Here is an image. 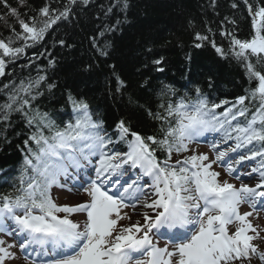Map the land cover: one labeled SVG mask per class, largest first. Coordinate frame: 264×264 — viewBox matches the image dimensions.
<instances>
[{
    "label": "snow or ice",
    "instance_id": "snow-or-ice-1",
    "mask_svg": "<svg viewBox=\"0 0 264 264\" xmlns=\"http://www.w3.org/2000/svg\"><path fill=\"white\" fill-rule=\"evenodd\" d=\"M88 2L83 0L85 5ZM75 3L69 0V5ZM244 3L253 17L254 34L243 41L233 36L230 51L256 86L234 102L219 103L211 102L196 87L194 99L181 97L175 103L162 104V113H149L160 121L157 135L142 136L121 120L113 138L102 121L93 119L87 102L71 96L73 117L61 127L48 113L33 109V101L42 95L40 89L47 80L39 73L35 78L0 86L5 96L0 103V122L10 124L16 113L27 127L34 128L24 141L27 151L12 190L0 193V233L19 238L13 244L0 240V264L16 259L12 251L16 247L26 254L29 264H252L253 257L264 264V252L253 243L264 240V229L258 230L249 219L260 210L257 201H264V69L257 67L264 65V5L253 9L248 0ZM0 4L21 29L16 32L12 27L13 37L0 39V76L7 74L4 57L15 62L72 12L67 5L57 11L46 4L26 22L8 0H0ZM19 4L26 6V0H19ZM195 38L207 39L200 33ZM17 41L20 46H16ZM59 43L64 45L63 40ZM93 46L99 55H108L98 44ZM212 46L226 56L214 41ZM43 56V52L39 57L33 54V59ZM251 57L256 58L255 63ZM153 63L161 65L163 58ZM53 64L49 59V65ZM117 81L120 91L124 84L118 77ZM250 106L254 107L251 113ZM220 108L223 111L218 112ZM208 133L216 134L209 144L211 155L193 153L172 161L173 153L180 156L188 152L189 144ZM121 143L126 151L117 147ZM158 152L164 155L163 160L158 159ZM257 158L250 173L236 174L245 161ZM214 165L237 180L257 173L258 182L254 186L241 182L237 187L221 179ZM53 188L69 193L75 190L87 199L58 204ZM242 204H248L252 211L241 213ZM128 208L150 211H143L141 220L131 222L125 211ZM74 215L83 219L75 220ZM124 220L130 222L125 225L121 223ZM230 226L234 230L230 231ZM161 229L169 233L171 250L153 240V236L163 235Z\"/></svg>",
    "mask_w": 264,
    "mask_h": 264
},
{
    "label": "trees",
    "instance_id": "trees-1",
    "mask_svg": "<svg viewBox=\"0 0 264 264\" xmlns=\"http://www.w3.org/2000/svg\"><path fill=\"white\" fill-rule=\"evenodd\" d=\"M8 2L26 22L46 4L57 11H63L66 5L71 7L70 18L58 22L43 41L27 48L18 60L11 62L4 57L7 74L0 76L2 86L10 81L19 83L35 78L38 73L45 75L42 95L33 101V109L48 113L58 125L63 120L60 112L72 105L71 96L86 101L92 114L95 110L101 113L107 126L123 120L130 129L143 135H157L160 121L149 113H162L161 105L174 101L178 93L194 94L196 87L202 92L210 81L216 86L211 88L213 94L235 100L256 86L230 51L233 36L244 40L254 33L253 17L244 0H89L87 5L83 0L71 5L69 0H26L24 7L19 0ZM248 2L253 9L264 5V0ZM233 4L237 7L233 8ZM108 8L113 10L109 12ZM105 12L107 17H102ZM0 17H6L0 19V39L13 37L12 27L21 31L16 18L7 16L2 4ZM222 32L230 35H221ZM197 33L207 39L197 40ZM60 40L64 41L63 46ZM213 41L223 48L225 57L216 52ZM20 43L17 41L16 46ZM198 43L199 48L195 46ZM94 44L104 48L108 55H99ZM42 52V58L33 59V54L39 57ZM160 58H163L161 65L153 63ZM49 59L54 60L53 65H49ZM255 60L252 59L254 63ZM158 67L163 71H157ZM257 67L264 69V65ZM117 77L124 84L120 91ZM191 81L200 85L187 89L189 84L186 87L182 84ZM49 84L54 86L49 89ZM4 99L0 90V103ZM43 99L47 101L41 103ZM252 110L254 107L250 106ZM33 131L16 113L10 124L0 122V169L20 170L27 151L24 141ZM9 190L0 188L3 193Z\"/></svg>",
    "mask_w": 264,
    "mask_h": 264
},
{
    "label": "rangeland",
    "instance_id": "rangeland-1",
    "mask_svg": "<svg viewBox=\"0 0 264 264\" xmlns=\"http://www.w3.org/2000/svg\"><path fill=\"white\" fill-rule=\"evenodd\" d=\"M244 75V74H243ZM245 77V81L247 80V76L244 75ZM80 198H71V197H68L67 199H61V201H67V202H74V201H78ZM252 220L255 221V218L254 217H251ZM263 225H264V221H263ZM261 235L264 236V232H261ZM258 244H259V248H260V251H263L264 250V240H261V239H257L255 240ZM263 249V250H262ZM7 262V261H6ZM8 264H23L17 260H12V261H9ZM252 264H260V261L257 260V257H253L252 259Z\"/></svg>",
    "mask_w": 264,
    "mask_h": 264
},
{
    "label": "bare ground",
    "instance_id": "bare-ground-1",
    "mask_svg": "<svg viewBox=\"0 0 264 264\" xmlns=\"http://www.w3.org/2000/svg\"><path fill=\"white\" fill-rule=\"evenodd\" d=\"M109 9V8H108ZM104 15L102 16V17H107V13L105 12V13H103ZM185 78V80L186 81H189V79L188 78H186V77H184ZM181 83V82H180ZM183 84V86L184 87H186L188 84H189V86H187L186 88L187 89H189L190 87H193V86H195V85H200V83H197V82H183L182 83ZM202 85V84H201ZM203 86V85H202ZM204 86H206V87H210V88H212V89H214L216 86L215 85H213V83H211L210 81H207L206 83H205V85ZM47 101V99H43V100H40V102L42 103V102H46ZM157 101H159V98H157ZM36 102H38V101H36ZM44 104V103H43ZM45 107H49L48 105L46 106V105H44ZM70 111V109L68 108V107H65L61 112H60V115H64V114H67L68 112Z\"/></svg>",
    "mask_w": 264,
    "mask_h": 264
}]
</instances>
